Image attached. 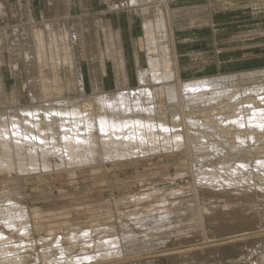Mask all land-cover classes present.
Masks as SVG:
<instances>
[{"label":"bare ground","instance_id":"obj_1","mask_svg":"<svg viewBox=\"0 0 264 264\" xmlns=\"http://www.w3.org/2000/svg\"><path fill=\"white\" fill-rule=\"evenodd\" d=\"M62 1L63 0H54L50 2L52 3V15H55L54 9H56L58 13H63ZM106 1L109 3V7L112 10L127 9L129 11L135 9V11L139 13L142 21L141 30L143 32L142 42L143 49L145 50V65L141 66L140 60L136 56V61L138 63L136 86L132 87L130 84L129 71L125 68L126 62L123 58L122 49L119 48L120 50L116 52V55L120 60L118 67L120 69V80H117V85L114 89L109 90L107 87L103 88L102 85L97 84L93 87L92 98L81 104L78 103L79 101H76L79 96H77V98H62L63 100L43 99L46 97L45 95L47 93L51 91L55 92L57 86L47 89L44 85L39 84L37 87L39 89V94H33L31 96L33 99H37V102L36 100L34 101L37 104L32 102L33 105L30 107H18L17 105V107H7L4 108L5 110L0 111V188H10L3 192L0 191V264H24V262L28 261L27 255H15L17 252L21 253L20 251L21 249L23 250L24 247H29L24 240L25 238H31L34 232V228L28 226L31 225L30 209L27 204L26 206L22 202L21 199L24 198L19 197L22 195V179L24 176L37 172L66 171L70 177H76L77 170L80 168L91 167L92 173L98 172L100 169L98 163L110 161L115 164L119 161H129L140 153L147 154L148 152L149 154V152L156 153L158 151L169 153L170 151L174 152V150H180L188 153L187 155L191 160L189 167L192 171V175L195 177L194 184H196V186L199 185L198 187L200 190L213 189L215 193L221 192L225 193V195L228 194L229 196L239 197L238 193H232L233 188L230 190L231 181H233L234 178L232 180V178L218 175L217 170L220 169V171L228 173L233 171L232 169L235 171L246 169L250 166L245 163L243 158H238L239 156L242 154V156H244L247 151H249L247 154L248 156L249 154L252 155L253 151H261V155L262 151L264 153V150H261L264 149V140L262 141V139L258 138L261 146L257 147V149L249 146L250 143H252V139L262 136L260 133L264 135V89L262 86L242 88L243 82L241 84L242 86L238 84L241 80L238 74L227 77L222 76V80L228 78L231 80V84H226L225 82H221L222 84H220V82L216 83L214 82V78H216L214 76L198 77L188 80L182 78L175 41L172 11V3L178 0ZM55 3L58 5L56 4L55 6ZM6 6L7 5L3 2H0V32H3V36L0 34V56L3 53L2 41L6 40L11 50L12 65L15 69L20 65V62L27 64V66L33 64L37 66L39 71L44 68H41L42 66H49L53 69L57 64H62V66L63 64H68L70 66L79 65V68H77L79 69L78 72L80 76H84L81 67L82 62L83 59H87V48L93 47L87 42L90 37V35L88 36L86 33L89 32L90 25L88 23H86V32L84 36L82 35L83 32L75 27L70 31L58 33L52 28H39L37 22L34 20L32 8L29 9L27 14L25 13L26 15L18 16L14 10ZM188 6L185 12L196 17L204 16V14H201L202 8L192 5ZM60 9L62 11H60ZM154 12L155 15H152ZM192 24L197 25L195 22H192ZM45 26H47V23ZM102 29L107 42V54L112 55L113 58V55H115L113 52L116 51L114 46L117 37L109 25L102 26ZM48 39H51V42L48 41ZM91 64L95 67H100L99 69L102 70L103 74H106L104 59L93 60L89 65ZM33 70L31 69V74H28L32 75V73L35 72V70ZM55 72L57 71L55 70ZM257 72H250L251 74L248 76L250 80L248 81L256 80L257 74L264 76V69ZM80 78L81 97L85 99L88 94L83 78ZM235 78H237L238 82ZM216 79L218 80V78ZM259 81H261V79H259ZM263 81H261V83H263ZM252 82L254 83V81ZM31 85L33 86V84ZM0 88V92L3 95L4 89L2 86H0ZM30 91L33 92L35 90ZM246 95H248V97H246ZM2 101L3 100H1V103ZM6 102L7 99L5 98V103ZM167 103H171L172 107L173 105L177 106L171 121L167 117L168 115L165 108ZM218 104L223 105L218 107ZM219 109L220 112H217ZM226 119L228 122H226ZM234 135L240 139L238 141H240L239 144L241 145L238 146L239 148L237 150L232 151L224 147L220 150L218 149L219 140H217L216 137H220L223 141L220 142L223 143V145H229L230 140L228 141L227 138L230 136L233 137ZM242 137H247L249 140L245 138L242 140ZM235 140L234 143H236ZM247 144L249 148L245 150L243 146L246 147ZM255 145H257V143ZM251 146H253V144H251ZM210 150L224 152L223 157H221L223 166H220L217 170L214 167H210V170H205L206 168L204 169V167H202V163L199 165L197 163L198 161H195L196 159H205L206 161L212 159L209 158L211 156ZM231 152L238 158L236 160L237 162L232 163V157L229 159L230 154H232ZM257 157L254 156L253 158L256 159ZM261 159V161L258 159L259 162H257L259 164H257L258 166L261 165L264 167L263 157ZM184 175L185 174H183V176ZM259 178L260 177H258V179ZM197 180L199 184H197ZM236 180L237 178L234 181ZM195 188L197 190V187ZM12 190H15V192H12ZM251 190L250 188V192ZM154 195L155 193L152 192H143L140 195L134 194L130 198L133 201L142 202L147 199H153L152 197ZM241 195L245 194L243 193ZM163 198L165 197L163 196ZM236 199L237 198H235V200ZM166 200H161L162 202L160 201V203H158L160 205L159 207L156 206L155 208L154 205V209H150L148 214L142 215L143 217L137 218L135 216L138 223L145 226L147 228L146 231H150L152 239L159 237L154 236V232H163V235L164 232H167L168 234V230L165 231L164 229L166 226L164 222H168L169 219L173 217L171 215V210L173 209L172 207L169 208ZM157 202L156 205H158ZM124 203L125 202H123V204ZM242 203L243 204L238 202L240 206L242 205L243 209L240 213L239 211L236 212L237 220H241L244 216H248L249 214H254V219L256 218L257 221L264 223V209L258 208L261 206L260 204H249L248 201ZM171 204L173 206L174 203L172 202ZM231 206H233V202H229V200L227 201L225 199L222 206L224 207L223 211ZM201 208L202 207H200V210L196 208L198 211H201L195 215L196 217L199 216V221H197L198 224H203L207 221L211 224L213 221L212 219L216 217L213 216L214 212ZM152 211H154V213ZM155 211L160 212L159 214H155ZM39 213L40 212H35L34 214L37 215ZM222 215L223 214H221V216ZM229 218L232 219L228 217V220ZM234 218L235 216L233 219ZM225 219L227 220V218H224V221ZM238 222L240 223V221ZM178 223L181 222L179 221ZM190 223L192 222L190 221ZM221 223L225 224L223 221ZM228 223L230 224V220ZM262 226L264 227V224ZM179 229L177 231L178 235V232H180ZM50 230H52V228ZM169 231H171V229ZM96 232L103 234L107 231L104 229H87L83 231L81 235H76V233H74L76 236L73 235L71 238L65 239V242L63 238L61 239L58 237L55 245L63 249V252H61L62 257L58 260L55 259L56 264L66 263L69 259L71 263L84 260L93 261L98 258L103 260L110 259L113 261L115 259H120L122 256L140 251L139 247H147L146 243H142L141 239L135 235L109 234L108 232V235H104L98 242L94 243L92 237L93 233ZM15 233L19 234L20 241L23 243L25 242V246H21L22 243L20 245L16 243L15 246H12L14 248L5 246L7 242L16 238L14 236ZM160 236V238H162V235ZM80 238H86L88 242L85 241L82 244L84 247L79 255L69 258V256L66 255L68 247L63 246L64 243H67V245L71 242L76 243ZM164 238H166V236ZM259 244L254 251L264 256V240L260 245ZM149 246H155V244ZM40 257L41 255L39 258Z\"/></svg>","mask_w":264,"mask_h":264},{"label":"rangeland","instance_id":"obj_2","mask_svg":"<svg viewBox=\"0 0 264 264\" xmlns=\"http://www.w3.org/2000/svg\"><path fill=\"white\" fill-rule=\"evenodd\" d=\"M49 1L51 2L54 0ZM204 2L205 3L200 5L203 9L201 14L203 15L206 12L207 14L210 13L212 15L213 22H210L211 25L209 22H203L200 25L205 29L207 28V30L206 32H203L201 37H197V40L191 38L192 36L183 37L180 35L183 33L182 30L193 27L190 23L192 20L189 19V17H191L190 14L185 12L187 8H184L182 10L184 13L181 11L176 19L174 15L175 8H181L185 5L187 7L188 5L195 4L197 2H194V0H178L172 3L175 24L174 33L177 38L176 46L182 78L184 80H188L198 77L214 76L218 78V80L214 78V82L216 83L220 82V84H222L225 82L226 84H231V80L228 78L226 80H222V76L227 77L238 74L240 75L241 80L239 82L237 78H235V80H237L239 86L243 85L242 88L262 86L264 89V76L261 74L256 75V80L248 81L250 80L248 77L251 74L250 72H257L264 69V1L204 0ZM56 4L57 3H55V6ZM49 9L50 18H60L62 14L64 15V13H58L56 9L53 10L55 15H52V8L50 7ZM108 9L112 10L110 7H108ZM60 11L62 10L60 9ZM112 11L118 12L119 10ZM133 11L139 15L135 9ZM176 11L179 12L177 9L175 12ZM152 15H155V12L152 13ZM204 16H200V19L205 18ZM43 23L44 24L41 26L38 25V27L42 29L52 28L58 33L70 31L75 27L83 32V36L86 32V23L90 25L89 32H86L88 36L90 35L89 41L87 42L93 47L87 48L88 56H86L87 59H83L81 67L83 69L84 65L88 63L90 70L93 71L91 76L94 77V86L97 85L96 75H100L103 72L99 69L100 67H95L93 64L89 65L93 60L104 59L112 68L114 67L113 60L110 58L112 55L107 54V42L105 40L104 33V41L101 44V47H99L101 42L99 33L100 29L103 30L101 24L98 25L89 18L85 17L74 20L71 22V25L62 23L53 26L50 22L48 23L44 21ZM46 23L47 26H45ZM139 27L141 29V24ZM2 33L3 32L1 31L0 34ZM1 36H3V34ZM132 39L135 40L137 49L141 50L143 48L142 35L133 36ZM48 41L51 42V39H48ZM197 42H199V44L195 46ZM2 43L3 53L0 56L2 58H0V86L3 87L4 92L3 95L0 92V111L5 110L4 108L7 107H17V105L18 107H30L33 103L37 104V99H33L31 96L33 94H39V89L37 88L39 84L44 85L47 89L57 86V90H55V92L51 91L47 93L45 95L46 97L43 99L63 100L68 98H77V96H79L80 98L78 97V99L81 101L78 99L76 101L83 104L92 98L91 95L94 86L90 89L86 88L88 95L85 99L81 97V81L79 79H81L80 77L82 76H80V73L78 72L79 69H77L79 68V65L70 66L68 64H63L62 66V64H57V66L53 69L49 66H42L41 68H44L39 71L37 66L33 64H31L32 68L30 65L27 66V64L20 62V65L15 69L12 65V55L8 42L3 40ZM142 51L143 49L141 52ZM136 56L138 57V55H135L137 68L133 74L130 72L132 87L136 86V71L138 69ZM119 63L120 60L118 58V66ZM30 68L35 70V72L32 73L34 76L30 75ZM54 69L57 72H55ZM100 70L101 73L98 72ZM259 79H261L263 83H261ZM252 81H254V83ZM31 84H33L34 87ZM115 87L116 86L111 88L109 87L107 89L110 90ZM30 90L35 91L32 92ZM246 97H248V95H246ZM5 98L7 99V104L5 103ZM1 100H3L2 103ZM35 100L36 102H34ZM221 105L223 104H218V107ZM165 108L168 115L167 117L171 121L172 115L174 111H176L177 106L173 105L172 107L171 103H167ZM225 108L228 109L227 107ZM217 112H220V109L217 110ZM226 122H228L227 119ZM260 134L262 135L260 136L261 138L256 137L254 138L255 140L252 139V143L249 145L251 148L254 147V149H257V147L261 146L258 138L263 141L264 135L262 133ZM233 137L230 136L227 138L228 141L230 140L229 145H223V143H221L223 141L220 137H216L217 140H219L218 149L220 150L224 147L232 151L237 150L239 148L238 146L241 145L239 144L240 141H238L240 139H238L235 135ZM244 138L245 137H242V140ZM245 139L249 140L247 137ZM234 140L236 143H234ZM256 143L257 145H255ZM251 144H253V146H251ZM243 147L245 150L246 148H249L248 144L246 147ZM254 152L255 151H253V153ZM260 152L261 151H256L254 154L252 153V155L249 154L248 156L247 154L249 151H247L244 156H242V154V157H238L240 159L243 158L245 163L250 166L246 168L248 170L241 169L235 171L232 169L233 171L228 173L222 172L218 169L220 166H223V160L221 157H223L224 152H215L210 150L211 156L209 158L212 159H208L209 161H206L205 159L197 160L195 158V161H198L197 163L199 165L202 163V167H204V169L206 168L205 170H210V167H214L216 170L218 169V175L232 178V180L233 178L234 180L237 178L236 181H231L232 186L230 185V190L233 188L232 193H238L239 197L229 196L228 194L225 195V193L221 192L215 193L213 189L200 190L198 187L199 185L196 186V184H194L195 177L192 175V171L189 167L191 164V160L189 159L190 157L187 155L188 153L186 151L180 150H174V152L170 151L169 153H165L163 151H158L156 153L149 152V154L148 152L147 154L140 153L138 156L136 155L129 161H119L120 163L117 162L115 164L110 161H106V163H98V166H100L98 172L92 173L91 167L83 169L80 168L77 170L76 177H70L66 171L37 172L35 174L24 176L22 179V195L19 197L24 198L21 199L22 202L25 205L27 204L30 209L31 225L28 226L30 228L33 227L34 232L31 238H25L24 240L27 242L26 244L29 247H24L23 250L21 249V253L17 252L15 255H27L28 261L24 262V264H56V260L62 257L61 252H63V249L55 245L58 237L61 239L63 238L65 242V239L71 238L74 233H76V235H81L82 232L87 229H104L109 234L118 233L122 235H135L141 239L142 243H146L147 247H139L140 251L122 256L118 260L115 259L112 261L110 259L103 260L98 258L93 261L84 260L81 262L71 263L69 259L68 262L63 264H264V256L254 251L258 244L260 242L262 243L264 240V227L262 226L264 223L257 221L256 218L254 219V214H252L253 216L251 214L244 216L241 220L236 219V212L239 211L240 213L243 209L242 205L240 206L238 202L243 204L242 202L248 201L249 204H260L261 206L258 208L264 209V189H262L264 188V167L261 165H259L260 167L258 166L259 160L261 161L262 157L264 159V153L262 151V156ZM254 156H260L261 158L257 157L259 159L258 160L257 158H253ZM231 157L233 159L232 163L237 162L236 160L238 158L235 157L234 153L230 154L229 159H231ZM183 174L185 175L183 176ZM253 177L257 179H254ZM258 177L260 178L258 179ZM197 184H199V182ZM195 187H197V190ZM250 188L252 189V193L250 192ZM8 189L0 188V191L3 192ZM12 192H15V190H12ZM143 192H152L155 193L156 196L154 195L152 197L153 199H147L142 202H136L130 198L134 194L140 195ZM243 193L245 195H241ZM163 196L168 199L166 198V200ZM235 198L240 200H235ZM225 199L227 201L229 200V202H233V206L231 207L234 209L228 207L223 211L224 207L222 206ZM161 200H166L169 208L172 207L173 210H171V215L173 217L170 216L171 218L169 221L164 222L166 225L164 229L165 231L168 230V234L167 232H164L166 238H164L165 236L163 235V232L160 231L161 233L154 232L153 235L159 237L152 239L150 231H146L147 228L142 226L141 223H138L137 218L148 214L150 209H154V205L155 208L156 206L159 207L160 205L158 203H160ZM123 202L125 203L123 204ZM156 202L158 205H156ZM172 202L174 203L173 206L171 204ZM200 207H202L201 209H207L214 212L213 216L216 217L212 219L213 221L210 219L212 221H210L211 224L209 221L203 224H198L197 221H199V216L196 217L195 215L201 212L198 211L200 210ZM35 212L40 213L36 215L34 214ZM152 212L154 213V211ZM159 212L155 211V214H159ZM221 214L223 215L221 216ZM233 215L235 216L234 219ZM228 217L232 218H229L230 224L228 223ZM224 218H227V220L225 219L224 221ZM179 221L181 223H178ZM190 221L192 223H190ZM222 221L225 222V224L221 223ZM238 221H240V223ZM51 228L52 230H50ZM170 229L172 232L169 231ZM174 229L177 230L175 231ZM178 229L182 234L180 232H178L179 235L177 234ZM107 232L103 234L98 232L93 233L92 239H94V243L98 242L104 235H108ZM160 235H162V238H160ZM14 236L16 238L7 242L5 246L14 248L12 246H15L16 243L19 245L22 243L21 246L26 245L25 242L23 243L20 241L19 234L15 233ZM85 241L88 242V239L80 238L76 243H69L70 245L64 243L63 246L68 247L66 255H68L69 258L79 255L84 247L82 244ZM153 244H155V246H149ZM34 254L38 255L35 256ZM40 255L41 257L39 258Z\"/></svg>","mask_w":264,"mask_h":264},{"label":"crops","instance_id":"obj_3","mask_svg":"<svg viewBox=\"0 0 264 264\" xmlns=\"http://www.w3.org/2000/svg\"><path fill=\"white\" fill-rule=\"evenodd\" d=\"M84 1L85 0H82V1L81 0H63L62 8H63L64 15L62 14L60 18H50L49 8L51 7L52 3H50L49 0H0V2H3L5 5H7L6 7L14 10L18 16L26 15L29 9L32 8V11L34 13V20L37 22V25L39 26L44 24L43 23L44 21L48 23L49 22L52 23L53 26H56L62 23L71 25V22H73L74 20L84 18V17L89 18L91 21H93L94 23L98 25L101 24V26L109 25L111 29L113 30L115 36L117 37L115 39L116 51H115V55H113L114 59L110 57L113 60L114 67L112 68L105 61L106 62L105 69H106L107 74L103 75V73H101V70L98 71L101 74L96 75V79H97L96 84L102 85L103 88L104 87L111 88L117 85L116 83L118 79L120 80V77H119L120 69L118 68L119 67L118 58L116 55L117 51L122 49L123 58H124V61L126 62L125 68L127 71H129L130 75L131 73L133 74V72L137 68V65L135 63V55H138V58H140V65L141 66L145 65V62L143 61L145 50L142 48L143 51L141 52L142 49L141 50L137 49L135 40L132 39L133 36H137V35H142L143 37V32L141 31L139 27V25L142 22L141 17L133 10H129V11L119 10L118 12H113L112 10L108 9L109 3L106 0H86L85 2ZM194 2H197V3L190 4V5L194 7L196 6L200 7V5L205 3L204 0H194ZM184 8H186V5L181 8L174 9L175 19L179 16L178 14H180ZM176 9L179 10V12L177 11L175 12ZM182 13H184V11H182ZM204 15H205L204 16L205 18L203 19H200V17H196L194 15H190L191 17H189V19L192 20L190 23L194 27L182 30L183 33L180 35L183 37L192 36L191 38H194L196 40L198 39L197 37H201L203 32H206L207 30V28L205 29L203 28V26H200L201 22L202 23L203 22H209V23L213 22L212 15L210 13L207 14L206 12L204 13ZM95 20L99 22H96ZM192 22H195L197 25L192 24ZM175 23H176V20H175ZM103 33H104L103 30L100 29L99 34H100L101 42H100L99 47H101V44L104 41ZM175 41H176V37H175ZM198 44L199 42H197L195 46H197ZM82 73L84 74V76H82L84 78L83 79L84 84L86 88L90 89L91 87L94 86L93 84L94 77L91 76V73H93V71L90 70L88 63L84 65V68L82 69ZM130 84H131V79H130Z\"/></svg>","mask_w":264,"mask_h":264}]
</instances>
